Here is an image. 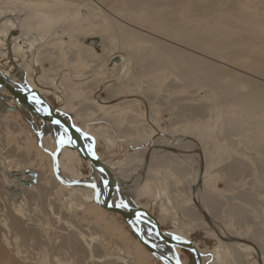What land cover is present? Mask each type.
Returning a JSON list of instances; mask_svg holds the SVG:
<instances>
[{"label":"rangeland","instance_id":"374dc122","mask_svg":"<svg viewBox=\"0 0 264 264\" xmlns=\"http://www.w3.org/2000/svg\"><path fill=\"white\" fill-rule=\"evenodd\" d=\"M260 2L264 5V0ZM119 5L121 7L118 8ZM245 5L249 8L247 10H251L249 1ZM9 9L16 13L18 19L21 17L24 27L22 32L30 38L28 42H32L34 47L23 52L16 46L12 49V53H9L7 50L14 47V42L4 45L6 49L0 55L3 68L15 72L11 68V62L13 61L14 65L20 64L17 69L25 68L28 78L42 81V87L52 99L56 109L77 112L75 123L82 129L97 134V139L91 136L96 139L97 152L102 160L109 165H119L125 168L124 171L127 172L125 182L136 191L137 202L147 206L155 217L161 220L164 231L181 234L186 238H190L189 233L193 230L200 232L202 238L203 235L208 238L217 237L226 231L227 234L235 237L250 239L249 244L255 246V243L264 250V184H262L264 178L260 179L261 174L264 177L261 171L263 163L257 164L256 159H250L251 154H247L243 156V159L249 163L248 169H245L246 172L240 177L230 178L226 177V173L219 172L223 163L219 165L218 156L223 145L226 144L225 128L235 125L234 122L226 125L225 118H236L240 121L239 125L248 122L259 126L264 123V113H252L247 119L234 116L237 112H243L234 106L236 103L234 97L238 92L254 93L256 86L264 88V75L261 74V68L257 63L259 58L264 60V45L249 44L251 49L248 56L236 55L233 62L217 58L212 55L216 44L206 45L204 47L206 52H204L195 46L190 47L167 38L159 25L150 27V24L142 22L137 25L128 24L122 17L131 11L122 4L121 0H0V11ZM3 15H6V12ZM125 20L129 21L127 17ZM113 21L119 22V26L110 29L109 25ZM0 29L8 32L10 30L5 25ZM260 31L264 35V22L260 26ZM140 32L146 35V41L142 42L138 37L137 34ZM239 32L238 41L246 45L247 39L243 37L246 34ZM120 33L129 36L128 42H121L117 38V34L120 35ZM96 37L109 40L116 55L127 58L129 70L125 75L119 76L118 79H111L107 78L108 69L105 70V68L98 72L99 69L94 68L97 64L110 67V61L113 58L109 51L96 56V51L84 49L81 39L86 43L92 39L95 40ZM159 39L164 41L162 43L165 45H175L186 53L198 54L201 60L207 62V65L217 67L211 77L222 84L223 90L227 93L226 97L234 100L228 104L226 110L219 104V94L224 97L222 90H213L211 87L202 88L179 78L174 65L178 62H172V56L169 53L158 49L155 44L159 43ZM143 43H145L143 47L149 50L140 55H133L134 46ZM142 56L152 63L143 61ZM233 78L240 80L232 83ZM94 98L103 107L97 108L91 104ZM194 106H199L202 113L206 110L205 120H200L201 117L193 118L194 121L189 120L191 109ZM256 106L262 107L258 103ZM107 134L114 139V148L106 141ZM162 134L167 137H164L163 141H157ZM180 134L192 136L200 143L196 144L192 150L186 148V154L184 153L190 158H199L198 164H201L199 154L203 155L205 152L207 157L208 151H215L212 155V162L206 168L208 180L214 183L211 191L220 203V209L218 208L219 210L215 213L214 220L211 219L209 213L203 214L200 207H197L198 210L193 208L203 220L199 216L198 221L197 216L191 222L190 218L182 214L183 207H186L184 210L189 209L190 205L192 207V203L188 202L190 200H187L189 197L191 199V192L188 188L189 185L190 187L195 185L193 181L196 178L194 175L196 167L184 163L183 165L186 166L184 168H187L188 172L182 174L180 170L183 168L177 167V164L172 161L166 165L158 163L160 156L163 158V153L151 154L155 151L152 149L155 142L163 145L165 141V146L173 147V141H183L182 137H179ZM244 134H238L239 137L236 136L233 139L238 143L237 149L250 153L251 150L245 148L240 142L242 139L250 141L249 138L251 139L252 135L249 134L252 132ZM23 136L29 140L27 146L22 143ZM38 136V132L29 126L26 117L19 110L10 112V114L0 113V233L7 232L14 238V241L18 240L16 242L22 250L27 251L25 252L27 258L31 257L30 261L35 264H51L57 257L55 250L66 238L65 236L68 234L73 236L75 232L80 231L90 235V240L94 236L91 244L95 252L92 255L95 258L102 256L99 259L102 264L123 262L137 264L138 260L140 264H154L152 254L140 251L142 258L133 255L140 249L135 240L131 238L129 228L122 217L116 213L103 211L97 206H90L80 195L73 198V209L71 210L67 204L69 200L64 193L66 189L63 185L58 186L54 195L48 197L50 199L48 206L41 200H37L22 205L23 212L21 213L14 209L16 206H13V200L6 198L1 190L4 186L1 175L8 170V167L15 169L26 165L38 168L40 164L47 165L50 162L53 170L52 163L55 164L53 155L49 152L46 155L47 159L41 160L38 158L39 155L32 160L25 155L24 150L26 149L41 153ZM44 141L51 147L53 153L54 150L60 149L54 136L46 134ZM158 148L161 149L160 146ZM63 150V161L59 162V166L65 173L70 174L78 182L91 179L92 170L88 164L77 161L71 150L66 148ZM44 167L40 168L41 178L42 183L47 185L50 176L43 174ZM200 173L201 171L197 175L198 182L202 184L204 179L203 177L201 179L203 174ZM156 188L159 190L158 193ZM203 195L206 198L207 194L203 193ZM245 197L251 199L247 201ZM167 198L171 201L170 203ZM62 200L65 204L61 203ZM54 201L63 206L60 221L49 209V205ZM250 201H252L253 208L247 207ZM75 204L77 206L81 204L84 208L79 209L75 207ZM162 204L170 208V211L172 210L170 217L166 216L167 219L162 214ZM233 205H242L248 209L249 217L246 222L240 224L235 219L230 208ZM16 217L25 223L23 228L30 233L27 243L18 235L20 230L13 225ZM171 219L173 221L177 219V223L184 228L181 233L175 229ZM205 226L208 227L205 228ZM202 238H199V242H202ZM213 247L204 246L207 255H213L211 252ZM126 250L131 251L132 254L129 256ZM122 253L123 256L119 255ZM222 253L223 258L227 260L215 261L212 264H240L229 252L223 251ZM252 257L246 258V264H261L259 257L257 258L255 254H252ZM58 258L61 259L63 256L60 255ZM180 260L184 264H197L196 258L194 260L190 251L185 249L180 251ZM209 262L207 258L204 259L203 264H209Z\"/></svg>","mask_w":264,"mask_h":264},{"label":"bare ground","instance_id":"6f19581e","mask_svg":"<svg viewBox=\"0 0 264 264\" xmlns=\"http://www.w3.org/2000/svg\"><path fill=\"white\" fill-rule=\"evenodd\" d=\"M248 1L251 3V10H247L249 8H247L245 5ZM121 2L132 12H129L123 15L122 17L123 20L128 24L137 25L139 24V22H142L144 24H150V27L159 25L161 27L162 33L167 38L176 40L180 43L182 42L184 45L190 47L195 46L198 50L204 52H206V50L204 49L206 45L216 44L214 45L215 47L212 55L217 58H222L233 62L235 61L236 55L248 56V53H250L251 49L249 44L254 43L256 45H264V35L260 31V26L264 22V5L261 4L260 0H121ZM119 7H121V5H119L118 8ZM0 12V28L4 25L10 28L9 32L7 30L3 31L0 29L1 52L4 53L3 50L6 49L4 45H7L9 42H14V47H10L7 50L9 53H12V49H14L16 46H18L23 52H26V50H29V48L34 47V44L32 42H28L30 38H28L22 32L24 27L21 17H19L18 19V17H16V13L10 9ZM4 12H6V15H3ZM105 17L107 18L108 15L106 14ZM126 17L129 21L125 20ZM117 26H119V22L115 21H113V23H110L109 25L110 29L116 28ZM123 29H125V26ZM239 31H242L246 34L243 35V37L247 39L246 45H243L240 41H238V37L240 35ZM140 34L137 35H139L138 37L141 38L142 42L146 41V35L142 34L141 32ZM117 38L121 42H128L129 40V36L127 37L125 34L121 35V33L120 35L117 34ZM105 39L101 37H96L95 40L92 39L90 42L84 43V40L82 39L81 41L82 46L84 44V49L86 48L88 50L96 51V56H98L99 54L102 55L106 51H109L110 54L113 55L112 61H110V67H105L104 65L102 66L101 64H97L96 67L94 66V68H98L99 71L98 69L94 70L100 72L102 71V69L106 68L105 70L108 69L106 71L107 78L118 79L119 76L125 75L129 70L128 60L125 56L116 55L117 53H115L114 50L111 48L109 40ZM5 40H7V42H4ZM162 42L164 41L159 39V43L155 44L158 49L160 51H166L167 53H169L172 56V62L175 61L179 64H182L180 66L178 63L174 64L177 69V74L179 78L184 82L195 83L196 86L202 88L211 87L213 90H222L221 93L224 97L219 94V104L220 106H223L224 110H226L228 104L234 100L228 99L226 97L227 93L223 90L222 84L218 80L211 77V74L217 70V67L207 65V62L201 60V57L198 54L195 55L191 53H186L181 49L175 47V45H165ZM144 44L145 43L140 44L139 46L135 45L133 48L134 50H132L133 55H140L149 50L143 47ZM142 60L146 61L149 64L152 63V61L147 60L144 56H142ZM11 63V68H13L15 72H12V70H5L3 68V64L0 63V71L5 76V79H7L9 83L13 84L21 90L29 88L30 86L32 89L40 92V94L44 96L54 107L52 99L47 95L46 91L42 87V81H40L39 79L32 80L31 78H28L25 68L17 69L20 64L16 63V65H14L13 61ZM257 63L261 68V74L264 75V60L259 58L257 59ZM239 80L240 79L238 78H233L232 83H236ZM0 95L3 96L4 99H0V113L10 114V110L6 111L5 107L13 105L16 110H19L22 115L26 117V122L29 124V126H31L32 129L35 132H38L39 134L37 139L41 147V153L36 151H29L28 149H26L24 150L25 155L31 160L35 159L39 155L38 158L39 160H41L47 159L46 155H48L47 152H49L53 155V160L55 162V164L52 163L53 170L51 169L50 162L47 165L40 164V167L38 168L37 166L28 167L26 165H22L21 167L18 163V166L20 167H17L15 169L14 167H8V170L3 173V175H1L3 177L2 182L4 185L1 190H3L4 196L6 198H10L11 200H13L14 203L12 204L13 206H16L14 207V209L21 213L23 212L22 205L29 204L30 202L37 200H41L46 206H48L47 203L50 202V199H48V197L54 195L58 186L63 185L66 189L64 193L66 194V196H68L67 199L69 200L67 204L69 205L71 210L73 209V198L77 195H80L90 206H97L101 210L107 211L102 207V205L106 203L108 194L111 190L110 181L89 161L85 160L80 155L78 145L72 140L68 130L60 123H47L42 121L38 117H33L27 109L18 104L15 99L2 87H0ZM234 98L236 99V103L234 106L240 108L243 111L235 113L234 116L247 119L250 118V114L252 113H264V88L256 86L254 93L238 92ZM36 99L38 100V102L34 103V106L42 114H47L46 106L42 103H39V98ZM11 103L13 104L11 105ZM90 103L97 108L103 107V105L97 102L95 98L93 99V102ZM256 103L260 104L262 107L256 106ZM54 109L58 114L67 117V119L73 125L83 131L84 140L86 142L88 151L92 153V146H95L96 153L102 160L96 148L97 134H92L82 129L78 124L75 123V119L77 118V112H70V110L63 111L61 109H56L55 107ZM205 116L206 110L202 113L199 106H194L191 109V117H189V120L194 121L193 118L200 117V120H205ZM224 122L226 125H229V123L234 122L235 125H232L230 128H225L224 130V138L226 139V144L223 145V149H221V152L218 155L219 165H222L223 163V167L220 168L219 172L223 174L226 173V177L230 178H235L236 176L240 177L244 172H246L245 169L247 170L249 166L248 161L243 159V156L251 154L250 159H256V163L260 165L263 163V166H261L263 169L261 171L262 173H264V123L260 124L259 126L248 122L246 124L239 125L240 121L236 118H225ZM18 130L20 132L21 128ZM250 131L252 132V134H249L252 135V138H249L250 141H245L242 139L240 142L245 148L251 150L250 153L245 150L237 149L236 146L238 143L233 138L238 136V134H244ZM46 134L54 136L58 142V147L60 149L54 150V153L52 152L51 147L47 145V143L44 141ZM91 135H93L96 139ZM180 136L182 137L183 141H173V147L165 146V141L163 142V145L157 144L155 142L152 147V149H154L155 151H152L151 154L155 152L161 154L163 153V158L160 156L158 163L160 165H166L172 161L174 164H177V167L181 169L183 168V170L178 169L182 174H187L188 172V169L184 168L186 167L183 165L184 163L186 165L192 164L196 167L194 174L196 175V178H194L193 181L195 185L194 187H190L189 185L188 188L191 192V199L189 197L187 200H190L188 202L192 203V207L190 205V210L188 208L187 210H184L186 207H183L182 214H185V217L190 218V221H193L194 218L198 216L197 220L199 221L200 215L197 214L196 210H198L197 207H200L203 211V214L206 212L209 213L211 219L213 218L214 220L215 213L220 209V203L218 202V199L215 197V195H213V191H211V188L214 186V183L208 180L206 168L212 162V155L215 153V151H208L207 157L205 152H203V155L199 154L201 164H198L199 158L197 159L188 157L187 155H185V149L187 148L188 150H192L196 147V144L200 143L197 142L196 139L192 136H188L185 134H180L179 137ZM105 137L106 141L110 143L114 148V139H112V137L108 134ZM164 137H167V135L162 134V136L158 137L157 141H163ZM23 138L24 140L22 143L27 146L29 140L27 137L23 136ZM61 139H63L64 141L62 144L60 143ZM158 146H160L161 149H159ZM63 148L71 150L75 154V159L77 161L88 164V166L92 170L91 179L88 178L78 182L77 179H74L70 174L65 173V171L59 166V162L63 161ZM104 163L110 168V170L115 175L116 180L118 181L119 196L121 198V206L123 210L126 212H130V210L141 208L151 212L147 206H144L137 202L136 191L132 190L130 186L126 184L125 179L127 178V172L124 171L125 168H122L119 165L115 166L109 165L106 162ZM42 166H45L43 174L46 176H50V180H48L49 182L47 184L49 185V187H47L46 183H42L40 169ZM199 171H201L200 174H203L201 176V179L202 177L204 179L202 184L198 182L197 175ZM31 173L36 174V182L33 183L31 187H28L25 186L23 182L32 180L30 176ZM262 175L263 174H261L260 176L261 180H263L264 178ZM184 176L186 178V175ZM261 180L260 183H262ZM48 188H50V190H48ZM206 189L208 191H205ZM156 190L158 193L159 190L157 188ZM203 193L207 194L206 198ZM111 198L113 201V206L117 199V194L116 196ZM244 199L248 201V199L250 200L251 198L245 197ZM65 201L67 200L65 199ZM167 201L169 203L171 202L168 198ZM251 202L252 201H250V204H248V208H253ZM61 203L65 204L63 200ZM185 204H187V202ZM76 206L77 204H75V207ZM77 207L79 209L84 208V206L81 204H78ZM193 207L196 208V210ZM175 208L177 207L175 206ZM230 208L232 210L233 216L235 217V219H237L240 224L248 220L249 215L247 208H245L244 206L242 207V205H233ZM49 209L50 212L53 213L55 218H57L59 221L62 220L63 206L57 204L56 201H54L51 202V204L49 205ZM169 209L170 208H168L165 204H162V214L163 216H165V218L166 216L168 217L170 215V212L172 211H170ZM118 215L122 217V215ZM200 219L203 220L201 216ZM158 220L161 224V220ZM171 220L173 221V219ZM126 224L129 228L131 238L135 240V243L138 244V248L140 249L138 253H133V255L135 254L137 258H142L143 256L140 251L145 254L149 253L150 255L151 252L138 241L135 233L132 232L131 228H134L137 232H139V234L142 235L143 239L146 242L154 246V248H156L166 257L170 258L173 262H175L176 264H184L180 260L181 249L173 247L167 244L164 240H162L158 236L151 219L143 216L135 220L129 221V223L126 222ZM13 225L20 230L21 233L18 232V235H20L27 243L30 233L24 230L23 227L25 223L20 218L16 217V219H14L13 221ZM173 226L180 233L181 230H184L181 224L177 223V219L173 221ZM207 227L205 226V228ZM166 233L174 239L178 237L179 239L176 240L182 244H187V241L194 245L201 252L203 256V263L204 259L207 258L210 261L209 264H212L215 261H226L227 259L223 258L222 252L227 251L240 264H246V258L252 257V254H255L257 258L259 257L261 264H264V250H262V248L260 249V247L255 243V246H252L251 243L249 244L248 240L250 239H241L235 237L234 235L227 234L228 232L226 231H223L220 235H217V237L213 238H208L205 235H203L202 238L201 233L197 230H193L189 233L190 238H186L184 235L176 234L174 232ZM89 236L90 235H87L86 232L82 231L75 232L73 236L71 234L65 236L66 238H64L63 241H61L59 246L56 248L55 254L57 255V257L51 262V264H92V262L94 264H99V262L101 261H99V259H101L102 256H97L95 258L92 255V253L95 252V249L92 248L91 244L93 241L92 237L94 236L91 237V240L89 239ZM200 237L202 238V242H199ZM16 241H14V238L11 237L7 232L0 233V264H35L30 261L31 257L30 259L27 258V255H25V252L27 251L24 252L22 250V247H20V245ZM204 246H206V248H211L212 246H214L213 250H215V252L213 250L211 251L213 255H207L204 250ZM131 251L135 252L133 249H131ZM131 251H127L129 256L132 254ZM190 253L194 260L196 258L195 261L197 263L198 257L196 256V254L191 251ZM31 255H33V253H31ZM60 255H62L63 258H58ZM119 255L123 256V253ZM34 256H36V254ZM152 257L154 258V264H169L167 260L162 259L158 256L152 254ZM121 264L128 263L123 262ZM137 264H140L139 260Z\"/></svg>","mask_w":264,"mask_h":264},{"label":"water","instance_id":"95a60500","mask_svg":"<svg viewBox=\"0 0 264 264\" xmlns=\"http://www.w3.org/2000/svg\"><path fill=\"white\" fill-rule=\"evenodd\" d=\"M0 55H1V46H0ZM0 87L4 88L14 99L15 101L20 104L22 107L27 109L30 114L33 117H38L42 121L47 122V123H52L54 124L55 121H59L61 125H63L69 132V135L71 136L72 140L78 145V150L80 152V155L87 161H89L97 170H99L109 181L111 184V190L108 194V198L106 200V203L102 205V207L112 213L120 214L124 218L126 222L129 223V221L135 220L140 217H147L152 220L154 228L158 234V236L164 240L167 244L180 248V249H185L188 251L193 252L196 254L198 257V262L197 264H203V256L201 252L191 243L187 242V244H182L178 242L176 239L170 237L163 229L162 225L160 224L159 220L149 211L141 208H137L135 210H130V212H126L123 210L121 206V198L119 196V184L118 181L116 180L115 175L113 172L110 170V168L100 159V157L96 153L95 146H92V153L88 151L86 142L84 140V133L83 131L73 125L67 117H64L63 115L58 114L54 107L51 105V103L40 94V92L32 89L30 86L29 88H25L23 90L17 88L13 84L9 83L7 79H5V76L2 74L0 71ZM36 98H39V103H42L46 106L47 108V114H42L39 112V110L34 106V103H37L38 100ZM0 99H3V96L0 95ZM6 111L10 112H17L16 108L13 106H6L5 107ZM28 173V172H27ZM32 180H29L27 182H23L25 186L31 187L33 183L36 182V174L31 173L30 174ZM117 194V199L112 206V198L116 196ZM115 200V198H114ZM132 232L135 233L138 241L146 248L148 249L151 254L158 256L162 259H165L169 262V264H176L173 262L170 258L166 257L164 254L159 252L154 246L146 242L142 235L139 234L134 228H131Z\"/></svg>","mask_w":264,"mask_h":264},{"label":"snow or ice","instance_id":"6c2138e0","mask_svg":"<svg viewBox=\"0 0 264 264\" xmlns=\"http://www.w3.org/2000/svg\"><path fill=\"white\" fill-rule=\"evenodd\" d=\"M55 123H59V121H55ZM63 142H64L63 139H61L60 143L62 144ZM176 239H179V238L177 237Z\"/></svg>","mask_w":264,"mask_h":264},{"label":"crops","instance_id":"0c3cea01","mask_svg":"<svg viewBox=\"0 0 264 264\" xmlns=\"http://www.w3.org/2000/svg\"><path fill=\"white\" fill-rule=\"evenodd\" d=\"M96 144H97V142H96Z\"/></svg>","mask_w":264,"mask_h":264}]
</instances>
